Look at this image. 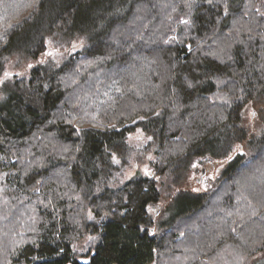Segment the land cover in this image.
<instances>
[{
  "label": "trees",
  "instance_id": "obj_1",
  "mask_svg": "<svg viewBox=\"0 0 264 264\" xmlns=\"http://www.w3.org/2000/svg\"><path fill=\"white\" fill-rule=\"evenodd\" d=\"M49 41L68 52L36 61ZM261 99L264 0H0V264H247L264 251V126L243 112ZM136 132L155 172L115 183ZM198 157L231 184L208 209Z\"/></svg>",
  "mask_w": 264,
  "mask_h": 264
},
{
  "label": "rangeland",
  "instance_id": "obj_2",
  "mask_svg": "<svg viewBox=\"0 0 264 264\" xmlns=\"http://www.w3.org/2000/svg\"><path fill=\"white\" fill-rule=\"evenodd\" d=\"M19 4L17 5V7ZM81 45L80 40H75L71 46V50H76ZM66 51L68 52V49L65 50L62 46L59 44H55L53 41L48 42V48L47 50L40 55L38 60L36 61H48V60H55L59 61L63 58V56L66 54ZM36 61H30L26 63L25 65H14L13 63L9 66L7 70V76L12 74H18L21 75L26 68H30ZM137 66V65H135ZM140 67H137L136 69L133 68V66L128 68L126 70V77H128V80L132 84L133 88H138L141 91H144L145 89V81L140 79L139 74L136 73L135 70L139 69ZM144 73V72H143ZM111 88L113 86L111 85ZM264 111V99H261L258 102H250L244 109L243 112V121L246 126L250 129V131L254 134H258L261 129L264 126L262 115ZM149 140L148 137H146L141 132L133 133L129 136V141L132 145V151L128 158L127 163L122 166L116 173H115V179L114 182H122L124 180H127L131 177H135L137 175H149L155 172V161L157 159V153L155 152V149L153 147H146L145 143H147ZM240 152H243V148H239ZM224 165L221 164H215L214 162H208L204 160L202 157H198L195 159V163L193 166L192 174L190 176L189 180V187L193 191H203V192H210V195H212L213 199L211 203L208 205V208L214 206L217 204L218 200L223 197L226 193V190H228L229 186L231 184L229 182L222 183V180H220L221 171ZM204 169V173H202ZM246 173L241 176L239 181H242V185L247 184L249 177L248 175H245ZM245 175V176H244ZM2 178L0 177V188L2 186ZM165 199V198H164ZM162 199L158 201L156 204L151 205L150 211L153 214V217L156 219L157 222L161 221V226H164L167 224V222L172 218V214L175 212V209L172 210L171 207L164 210V202L165 200ZM158 211V212H157ZM3 220V219H2ZM156 228H159L158 225H156ZM155 230V227L154 229ZM89 237L85 236L81 240H79L76 244V248L79 251L84 250L85 243L87 242ZM234 252L229 251L227 252V256L231 259V263L233 264H242V258L239 257L238 259L234 258L233 256ZM226 264V263H225ZM247 264H264V251L253 255L249 258Z\"/></svg>",
  "mask_w": 264,
  "mask_h": 264
},
{
  "label": "water",
  "instance_id": "obj_3",
  "mask_svg": "<svg viewBox=\"0 0 264 264\" xmlns=\"http://www.w3.org/2000/svg\"><path fill=\"white\" fill-rule=\"evenodd\" d=\"M202 173H204V169H203ZM157 212H158V211H157Z\"/></svg>",
  "mask_w": 264,
  "mask_h": 264
},
{
  "label": "bare ground",
  "instance_id": "obj_4",
  "mask_svg": "<svg viewBox=\"0 0 264 264\" xmlns=\"http://www.w3.org/2000/svg\"><path fill=\"white\" fill-rule=\"evenodd\" d=\"M260 249V248H259Z\"/></svg>",
  "mask_w": 264,
  "mask_h": 264
}]
</instances>
